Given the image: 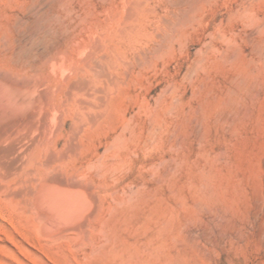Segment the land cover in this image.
<instances>
[{
	"label": "rangeland",
	"instance_id": "rangeland-1",
	"mask_svg": "<svg viewBox=\"0 0 264 264\" xmlns=\"http://www.w3.org/2000/svg\"><path fill=\"white\" fill-rule=\"evenodd\" d=\"M86 7L103 100L64 185L94 200L45 233L1 192L0 264H264V0Z\"/></svg>",
	"mask_w": 264,
	"mask_h": 264
},
{
	"label": "bare ground",
	"instance_id": "bare-ground-1",
	"mask_svg": "<svg viewBox=\"0 0 264 264\" xmlns=\"http://www.w3.org/2000/svg\"><path fill=\"white\" fill-rule=\"evenodd\" d=\"M87 16L86 0H0V193L32 213L45 233L79 226L94 195L87 198L86 183L87 195L64 185V175L83 161L88 120L102 108L103 97L88 99Z\"/></svg>",
	"mask_w": 264,
	"mask_h": 264
}]
</instances>
